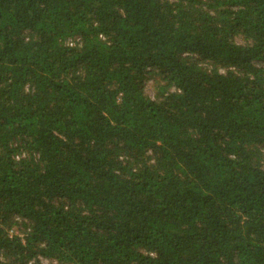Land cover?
<instances>
[{
  "label": "trees",
  "instance_id": "16d2710c",
  "mask_svg": "<svg viewBox=\"0 0 264 264\" xmlns=\"http://www.w3.org/2000/svg\"><path fill=\"white\" fill-rule=\"evenodd\" d=\"M0 264H264V0H0Z\"/></svg>",
  "mask_w": 264,
  "mask_h": 264
}]
</instances>
